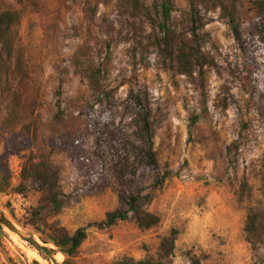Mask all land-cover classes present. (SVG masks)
Returning a JSON list of instances; mask_svg holds the SVG:
<instances>
[{
	"label": "rangeland",
	"instance_id": "obj_1",
	"mask_svg": "<svg viewBox=\"0 0 264 264\" xmlns=\"http://www.w3.org/2000/svg\"><path fill=\"white\" fill-rule=\"evenodd\" d=\"M173 3V25L180 31L187 0ZM6 10L19 17L14 30L27 79L21 84L10 79L4 89L0 72V157L7 159L12 186L30 154L47 157L59 169L66 206L58 214L48 211L45 221L71 234L86 230L71 259L75 264L144 260L171 228L181 231L173 264H190L187 252L200 257L201 264H264V245L253 251L243 232L249 207H264V43L252 36L256 16L249 0L239 19L245 51L219 10L200 8L203 52L215 61L204 81L167 70L152 48L137 50L134 39L150 45L153 30L143 24L138 34L132 20L121 17L119 0H0V12ZM86 64L101 71L98 92L84 77ZM13 90L20 97L18 116L33 112L36 117L33 142L16 122L14 135L1 126ZM136 94L149 101L160 173H169L160 187L153 173L143 183L142 206L160 222L150 230H140L132 220L99 229L95 223L119 201L111 155L104 144L98 148L96 130L109 126L123 133L129 149L145 147L143 123L132 104ZM244 181L250 195L239 202ZM40 199L35 191L0 195V214L14 228L0 223V264L61 263L57 256L65 255L43 242L45 225L30 224V209ZM34 241L50 252H39Z\"/></svg>",
	"mask_w": 264,
	"mask_h": 264
},
{
	"label": "trees",
	"instance_id": "obj_2",
	"mask_svg": "<svg viewBox=\"0 0 264 264\" xmlns=\"http://www.w3.org/2000/svg\"><path fill=\"white\" fill-rule=\"evenodd\" d=\"M71 1V0H70ZM73 1V0H72ZM244 0H187L185 27L180 31L173 25V0H154L152 5H146L144 0H119V12L121 17L135 27L141 34L142 25H149L153 33L148 38L150 45H144L141 40L134 39L137 50L148 51L150 48L157 54L161 65L169 71L192 79L204 81L207 68L215 66V61L203 52L202 17L200 8L205 11L219 10L220 16L227 21L228 27L239 44L245 51L247 42L240 31V8ZM254 9L256 22L252 36L264 43V0H249ZM19 21L18 14L11 10L0 12V72L4 73V89L9 85L10 79L19 84L27 79L24 67V57L18 49L15 26ZM89 87L98 92L101 71L91 68L86 64L83 69ZM8 93L10 89H6ZM13 96L12 107L1 123L4 130L14 135V123L20 126V132L28 142L37 139L36 117L31 112L26 117H19L21 103L18 91L11 92ZM132 104L140 114L143 126L140 130L141 138L145 142L143 148L129 149L126 139L120 130H113L109 126L98 125L96 143L98 148L107 146L113 162V168L118 178V206L108 212L105 219L95 223L99 229L110 228L119 222L132 220L140 230H150L160 222V217L145 210L142 206L143 183L147 175L153 173L155 186H162L168 177V172L160 173L158 154L154 149L153 135L150 121L149 101L139 95H132ZM57 114L61 115V90L58 91L56 102ZM12 136V135H11ZM32 138V139H31ZM234 142L232 147L236 148ZM61 174L47 157L30 154L25 158L19 183L11 184V176L7 159L0 157V195L13 191L26 195L31 191L41 193V204L30 209V224L39 228V224L45 225L48 234L44 243H52L58 247L69 259L76 256L77 251L86 239V230L78 229L73 234L57 224H46L45 215L49 211L58 214L66 206L61 187ZM250 195V187L247 182H242L238 201L243 202ZM0 223L14 230L11 223L0 214ZM179 228H171L167 234L161 237L154 255H148L144 260L123 259L117 264H173L176 250V241L180 234ZM244 238L253 251L260 250L264 245V207L251 206L248 209L243 228ZM33 246L39 252H50V249L41 247L35 241ZM186 256L190 264H201V258L187 252Z\"/></svg>",
	"mask_w": 264,
	"mask_h": 264
},
{
	"label": "water",
	"instance_id": "obj_3",
	"mask_svg": "<svg viewBox=\"0 0 264 264\" xmlns=\"http://www.w3.org/2000/svg\"><path fill=\"white\" fill-rule=\"evenodd\" d=\"M60 264H75V263L71 259H69L67 256H64Z\"/></svg>",
	"mask_w": 264,
	"mask_h": 264
},
{
	"label": "bare ground",
	"instance_id": "obj_4",
	"mask_svg": "<svg viewBox=\"0 0 264 264\" xmlns=\"http://www.w3.org/2000/svg\"><path fill=\"white\" fill-rule=\"evenodd\" d=\"M63 258H64V257L57 256V259H58L59 261H62V260H63Z\"/></svg>",
	"mask_w": 264,
	"mask_h": 264
}]
</instances>
